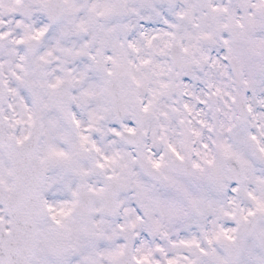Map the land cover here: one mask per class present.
Masks as SVG:
<instances>
[{
  "label": "snow or ice",
  "instance_id": "6c2138e0",
  "mask_svg": "<svg viewBox=\"0 0 264 264\" xmlns=\"http://www.w3.org/2000/svg\"><path fill=\"white\" fill-rule=\"evenodd\" d=\"M0 264H264V0H0Z\"/></svg>",
  "mask_w": 264,
  "mask_h": 264
}]
</instances>
